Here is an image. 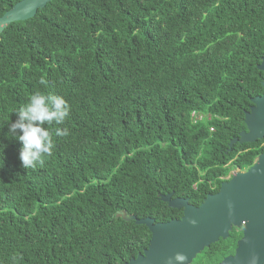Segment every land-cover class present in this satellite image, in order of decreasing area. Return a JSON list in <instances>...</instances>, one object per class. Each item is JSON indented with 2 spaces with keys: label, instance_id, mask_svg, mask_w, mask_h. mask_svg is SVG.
Instances as JSON below:
<instances>
[{
  "label": "trees",
  "instance_id": "1",
  "mask_svg": "<svg viewBox=\"0 0 264 264\" xmlns=\"http://www.w3.org/2000/svg\"><path fill=\"white\" fill-rule=\"evenodd\" d=\"M20 0H0V16ZM264 0H50L0 31V264H125L264 152L232 138L264 92ZM42 81L44 83H42ZM71 105L35 168L7 135L34 92ZM194 111L202 117L194 119ZM54 130L57 125H51ZM241 230L189 264L234 253Z\"/></svg>",
  "mask_w": 264,
  "mask_h": 264
},
{
  "label": "water",
  "instance_id": "2",
  "mask_svg": "<svg viewBox=\"0 0 264 264\" xmlns=\"http://www.w3.org/2000/svg\"><path fill=\"white\" fill-rule=\"evenodd\" d=\"M50 0H20L0 16V31L8 23L35 15L38 8ZM264 70V57L257 65ZM264 88V79L261 81ZM252 104L244 115L246 130L229 142H254L264 137V92L251 98ZM171 193L161 198L170 207L181 209L180 218L156 222L152 217L134 218L145 224L151 236L142 253L125 264H167V258L177 252L188 255L189 263L204 247L225 239L232 227H242L233 254L217 264H249V257H260L264 264V152L260 153L246 170H237L220 183L218 190L207 194L199 205L189 203L186 197L171 198ZM233 205L229 215L228 203ZM195 218L197 225L189 223Z\"/></svg>",
  "mask_w": 264,
  "mask_h": 264
},
{
  "label": "clouds",
  "instance_id": "3",
  "mask_svg": "<svg viewBox=\"0 0 264 264\" xmlns=\"http://www.w3.org/2000/svg\"><path fill=\"white\" fill-rule=\"evenodd\" d=\"M70 112L71 105L64 96L41 91L31 94L27 102L14 111L16 119L8 122L7 135L22 143L19 160L24 169L43 164L44 159L53 154L55 148L53 137H64L69 134L67 128L58 126L64 124ZM51 125L57 127L50 130L48 126ZM232 208L233 205L229 202V215ZM189 223L196 226L197 220L189 218ZM259 259L258 255L253 254L249 257V264H258ZM167 264H189V257L183 252H177L167 258Z\"/></svg>",
  "mask_w": 264,
  "mask_h": 264
},
{
  "label": "built area",
  "instance_id": "4",
  "mask_svg": "<svg viewBox=\"0 0 264 264\" xmlns=\"http://www.w3.org/2000/svg\"><path fill=\"white\" fill-rule=\"evenodd\" d=\"M191 116H192L194 119H198V118L202 117L200 114H198V113H196V112H194V111L191 112Z\"/></svg>",
  "mask_w": 264,
  "mask_h": 264
},
{
  "label": "flooded vegetation",
  "instance_id": "5",
  "mask_svg": "<svg viewBox=\"0 0 264 264\" xmlns=\"http://www.w3.org/2000/svg\"><path fill=\"white\" fill-rule=\"evenodd\" d=\"M174 197H179V196H172L171 195V198H174ZM239 229L241 230V233H242V227H239Z\"/></svg>",
  "mask_w": 264,
  "mask_h": 264
}]
</instances>
